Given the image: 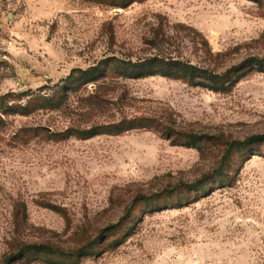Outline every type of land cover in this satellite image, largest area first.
<instances>
[{
  "label": "rangeland",
  "instance_id": "1",
  "mask_svg": "<svg viewBox=\"0 0 264 264\" xmlns=\"http://www.w3.org/2000/svg\"><path fill=\"white\" fill-rule=\"evenodd\" d=\"M157 55L264 59V0H0V264L21 242L66 253L30 264H264V144L213 173L264 134V70L216 92L123 69ZM139 117L171 136L81 135Z\"/></svg>",
  "mask_w": 264,
  "mask_h": 264
},
{
  "label": "trees",
  "instance_id": "2",
  "mask_svg": "<svg viewBox=\"0 0 264 264\" xmlns=\"http://www.w3.org/2000/svg\"><path fill=\"white\" fill-rule=\"evenodd\" d=\"M123 69L127 73L133 75L132 77H145L154 74H162L173 79H181L193 86L205 87L216 92H226L233 88L237 82L242 80L247 75L248 71L254 69L258 71L264 70V59L254 56L248 57L238 64L228 67L224 71H218L214 68L194 64L189 60L157 55L136 62L125 63ZM75 72L76 70L73 69L68 78L72 77ZM0 100H2L1 97ZM1 123H3V119L0 117V124ZM140 127H154L159 129L166 136H171V134L167 132L168 128L161 125L159 121L144 117L134 118L130 122L124 121L115 125H107L103 128H90L84 130L81 135L83 138H89L101 133L119 134L126 130ZM188 136L195 143H199L202 139V136L196 134H188ZM259 143L264 144V134H255L244 140H234L229 142L226 155L222 158L220 165L213 171V173L217 176L227 175L228 172L225 170V164L227 163V158L225 157H227V154L232 150H244L250 145ZM205 182L206 180H202L199 183L204 184ZM128 215L129 211L126 216ZM117 226V224L113 225L111 229H114ZM119 242L120 240L114 241L115 245L119 244ZM34 254L47 255L43 260L48 261V263H60L50 256L54 254L65 255L66 253L64 250L49 243L21 242L17 248L10 251L2 258V263L17 264L25 262L30 264L31 256Z\"/></svg>",
  "mask_w": 264,
  "mask_h": 264
}]
</instances>
